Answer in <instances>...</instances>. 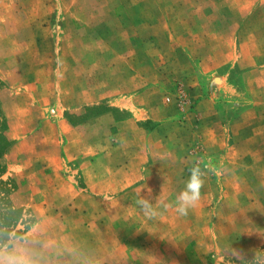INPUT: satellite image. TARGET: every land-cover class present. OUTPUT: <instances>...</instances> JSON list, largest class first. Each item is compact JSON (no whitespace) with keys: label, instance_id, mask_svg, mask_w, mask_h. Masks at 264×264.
I'll use <instances>...</instances> for the list:
<instances>
[{"label":"rangeland","instance_id":"obj_1","mask_svg":"<svg viewBox=\"0 0 264 264\" xmlns=\"http://www.w3.org/2000/svg\"><path fill=\"white\" fill-rule=\"evenodd\" d=\"M0 113L3 264H264V0H0ZM197 161L199 204L146 217Z\"/></svg>","mask_w":264,"mask_h":264},{"label":"crops","instance_id":"obj_2","mask_svg":"<svg viewBox=\"0 0 264 264\" xmlns=\"http://www.w3.org/2000/svg\"><path fill=\"white\" fill-rule=\"evenodd\" d=\"M173 43L172 37L171 39H166V46L170 49L171 56L175 55L176 51V48L172 45ZM201 66L204 72L215 68V65H211L210 61L206 60H204ZM175 76L176 70L172 62V57L171 60H165L164 58H159V56L154 57V109H150L149 113H152L151 116H154V123L160 126L170 115L178 117L181 114L173 105L170 103L167 104L164 100V96L171 95V91L175 89ZM213 101L214 98L212 95L208 94L204 96L198 101L197 110L203 113L204 116H207L206 114L210 113L211 109H214ZM160 126L154 128V133L161 130Z\"/></svg>","mask_w":264,"mask_h":264},{"label":"clouds","instance_id":"obj_3","mask_svg":"<svg viewBox=\"0 0 264 264\" xmlns=\"http://www.w3.org/2000/svg\"><path fill=\"white\" fill-rule=\"evenodd\" d=\"M211 170V162L205 164L204 167L201 166L199 161L194 162L193 166L189 169V177L184 182V187L175 195L174 200L169 201L159 197L156 203L153 204L150 199L139 194L135 202L149 219L157 218L163 212L169 210L178 216H187L189 211L199 204L201 189L204 187L207 174ZM0 264H3V262L0 261ZM15 264H30V261L21 258Z\"/></svg>","mask_w":264,"mask_h":264},{"label":"trees","instance_id":"obj_4","mask_svg":"<svg viewBox=\"0 0 264 264\" xmlns=\"http://www.w3.org/2000/svg\"><path fill=\"white\" fill-rule=\"evenodd\" d=\"M0 120L3 121V128L6 129V124H5V118L3 116L2 113H0ZM10 146V142L6 139V137L3 134H0V157L2 156V154L9 148ZM4 173V168L3 166L0 164V175ZM14 213L17 215L15 218H13V221H8V219H6L5 221H3V225H10L8 227L7 230L3 231L1 234V239L5 241L7 238L5 237L6 234L9 232L11 226H13L14 224L18 223V221L21 219V216L18 214H20V212H18V210H13ZM11 213V212H10ZM13 224V225H11ZM1 225V227L3 226ZM1 230V229H0Z\"/></svg>","mask_w":264,"mask_h":264}]
</instances>
